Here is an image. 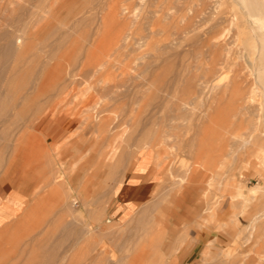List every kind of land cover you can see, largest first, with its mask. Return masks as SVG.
<instances>
[{
  "label": "rangeland",
  "instance_id": "rangeland-1",
  "mask_svg": "<svg viewBox=\"0 0 264 264\" xmlns=\"http://www.w3.org/2000/svg\"><path fill=\"white\" fill-rule=\"evenodd\" d=\"M54 1L0 0V35L30 46L0 74V179L28 188L0 264H264V0H123L129 29L108 17L122 0ZM229 82L243 111L213 99ZM134 158L155 166L136 209Z\"/></svg>",
  "mask_w": 264,
  "mask_h": 264
},
{
  "label": "bare ground",
  "instance_id": "bare-ground-1",
  "mask_svg": "<svg viewBox=\"0 0 264 264\" xmlns=\"http://www.w3.org/2000/svg\"><path fill=\"white\" fill-rule=\"evenodd\" d=\"M55 1H57V0H55ZM54 1V3H56ZM62 1V0H61ZM64 1V0H63ZM66 1V0H65ZM105 1V0H104ZM117 1H119L120 2V0H117ZM123 1V0H122ZM121 1V2H122ZM129 1V0H128ZM131 1V0H130ZM51 2V1H50ZM72 2V1H71ZM103 0L101 1V4H103V3H105V2H103ZM119 2H117L115 5H121V3H119ZM158 2V1H157ZM53 3V5L55 6V4ZM68 3H69V1H68ZM107 4L108 3H112V2H110V0H109V2H106ZM114 3H115V0H113V4H112V6L114 5ZM119 3V4H118ZM134 2H132V4H133ZM153 3H154V1H153ZM183 3H185V2H183ZM187 3V2H186ZM100 4V3H99ZM100 4V6H102ZM123 5H125L124 4V1H123ZM150 5V4H149ZM192 5V4H191ZM253 6L252 7H256V6H254V4H252ZM54 6H52V8L54 7ZM61 6H63L62 4L59 6V7H61ZM105 7V9H106V4L104 5ZM126 6H128V4L127 5H125V9H126V13H121L122 15L124 14V16H120V14L118 13V11H120L121 9V12L123 11V8L121 7V6H117L118 7V9L117 8H112L111 6V11H110V13L108 14V17L117 25H115L116 27H122L123 29H124V27L126 28V29H129V26H127L128 25V23H129V21H131L129 18L130 17H132L131 16V14H132V12H130L129 11V9H131V8H133V6H134V4L132 5V7H131V4L129 5L130 6V8L128 9V8H126ZM3 7V6H2ZM58 7V10L60 9ZM66 7H68V6H66ZM65 7V8H66ZM120 7H121V9H120ZM153 7V6H152ZM181 7V6H180ZM186 7V6H185ZM57 8V7H56ZM61 8H63V7H61ZM108 8H109V5H108ZM107 8V9H108ZM151 8V7H150ZM154 8V7H153ZM106 9V10H107ZM124 9V10H125ZM152 9V8H151ZM183 9V8H182ZM132 10V9H131ZM52 11V10H51ZM129 11V12H128ZM135 11V10H134ZM258 11V10H257ZM131 13V14H130ZM264 14V13H263ZM50 15H52V14H50ZM103 16V15H102ZM168 16V15H167ZM175 16V15H174ZM192 16V15H191ZM260 17V16H259ZM104 18H106V17H104ZM258 18V17H257ZM142 19H145V18H142ZM178 19V18H177ZM53 20V19H52ZM107 20V19H106ZM110 20V21H111ZM150 20H151V18H150ZM172 19H170V20H168L169 22L171 21ZM259 20H260V26L261 27H263L264 28V15H262V17L261 18H259ZM54 21V20H53ZM136 21V20H135ZM138 21V20H137ZM136 21V22H137ZM140 21V20H139ZM138 21V22H139ZM146 21V20H145ZM161 21V20H160ZM173 21V20H172ZM109 22V21H108ZM137 22V23H138ZM157 21L155 20V23H156ZM185 22H186V20H185ZM217 22V21H216ZM215 22V23H216ZM142 23H143V21H142ZM146 23V22H145ZM158 23V22H157ZM177 23V22H176ZM53 24V23H52ZM135 24V23H134ZM139 24H141V21H140V23ZM149 24V23H148ZM163 24V23H162ZM175 24V23H174ZM192 24V23H191ZM50 24H48V26H49ZM130 25V24H129ZM136 26L138 25V24H135ZM167 25V24H166ZM188 25V24H187ZM189 25H190V23H189ZM189 25H188V27H189ZM47 26V25H46ZM114 26V25H113ZM140 26V25H139ZM163 26H165V25H163ZM186 26V25H185ZM193 26V25H192ZM199 26V25H198ZM51 27V26H50ZM148 27V26H147ZM162 27V26H161ZM168 27H171V26H167V28ZM188 27H187V29H188ZM191 27V26H190ZM163 28V27H162ZM165 28H166V26H165ZM175 27H173V28H170V29H174ZM45 29H46V27H45ZM155 29V28H154ZM186 29V30H187ZM194 29V28H193ZM140 30H142V29H140ZM157 30V29H156ZM262 30V29H261ZM6 32H4V34H3V31H2V35H0L1 37H0V39L1 40H3V41H5V42H3V41H1V42H3L1 45H0V74H3L4 72H6V70H7V68H6V63L8 62V61H10V58L12 57H14L15 59H17L18 57H20V56H22V55H24L26 52H27V47H29L30 48V46L28 45L29 44V36H28V34L26 33V31L25 30H23V32L21 33V34H19L22 38H23V43L22 44H20V45H15L14 44V42H13V40H12V33H13V31L14 30H12V31H9V32H7V29L5 30ZM129 31V30H128ZM134 31V30H133ZM216 31V30H215ZM1 32V31H0ZM142 32H144V31H142ZM145 32H146V30H145ZM150 32H151V30H150ZM149 32V33H150ZM131 33V32H130ZM183 33V32H182ZM190 32H188V34H189ZM31 34V33H30ZM141 34V33H140ZM143 34V33H142ZM36 35V34H35ZM34 35V36H35ZM39 35V34H38ZM132 35V34H131ZM146 35H148V34H146ZM179 35H181L180 33H179ZM142 36H144V35H142ZM204 36V35H203ZM31 37H32V35H31ZM30 37V38H31ZM35 37H33L32 39H34ZM133 38V37H132ZM147 38H149V37H147ZM157 38V37H156ZM155 38V39H156ZM180 38V37H179ZM182 38V37H181ZM180 38V39H181ZM206 38V37H205ZM210 38V37H209ZM134 39V38H133ZM167 39V38H166ZM179 39V40H180ZM193 39V38H192ZM197 40V39H196ZM31 41L32 40H30V43H31ZM34 41V40H33ZM32 41V42H33ZM143 41V40H142ZM182 41V40H181ZM186 41V40H185ZM188 41V40H187ZM195 41V40H194ZM205 41V40H204ZM210 41V40H209ZM0 42V43H1ZM149 42V41H148ZM142 43V42H141ZM147 43V42H146ZM152 43V42H151ZM162 43V42H161ZM187 44H188V42H186ZM199 44H201L200 43V41L198 42ZM203 43V42H202ZM194 44V43H193ZM197 44V43H196ZM149 45V44H148ZM159 45V44H158ZM189 45V44H188ZM191 45H192V42H191ZM198 45V44H197ZM203 45V44H202ZM205 45V44H204ZM207 45H208V43H207ZM151 46V45H150ZM192 46H194L195 47V45H192ZM200 46V45H199ZM199 46H197V48H199ZM221 43L219 42V41H211L210 42V44H209V47H210V50H213V52H217V50H219L220 48H221ZM228 46V45H227ZM141 47V46H140ZM144 47H146L145 45H144ZM153 47V46H152ZM202 47V46H201ZM207 47V46H206ZM224 47V46H223ZM196 48V49H197ZM203 48V47H202ZM214 48V49H213ZM148 49V48H147ZM152 49V48H151ZM158 49H159V46H158ZM158 49H157V51H158ZM200 49V48H199ZM224 49H226V48H224ZM223 49V50H224ZM198 50V49H197ZM202 50V49H201ZM160 51V50H159ZM197 52H199V50L197 51ZM204 52H205V50H204ZM207 52V51H206ZM219 52V51H218ZM158 53V52H157ZM161 53H162V51H161ZM194 53V52H193ZM199 53H201V51L199 52ZM155 55H156V53H154ZM202 54V53H201ZM205 54V53H204ZM215 54V53H214ZM161 55L162 54H160V57H161ZM199 55V54H198ZM201 57H202V55H201ZM200 57V58H201ZM208 57V56H207ZM212 57V58H211ZM210 58L212 59V63H215V62H218V61H220V59L219 58H215V56H211ZM154 58V57H153ZM199 58V59H200ZM205 58V57H204ZM207 59H209V58H207ZM159 60V59H158ZM210 60V59H209ZM206 61V60H205ZM222 62V61H221ZM203 63H205V62H203ZM225 63V62H224ZM144 64V63H143ZM219 64L220 63H217V64H215L216 65V67H217V65L219 66ZM149 65V64H148ZM151 65V64H150ZM214 65V66H215ZM222 65V64H221ZM226 65V64H225ZM240 67V66H239ZM204 68V67H203ZM255 68V67H254ZM153 69V68H152ZM11 70L13 71L14 69H12L11 68ZM11 70H10V72H11ZM211 70V69H210ZM140 71V72H139ZM145 71H146V68H145V66L144 67H141L140 69H138V72H139V76H141V74H143V73H145ZM211 71H213V70H211ZM210 71V72H211ZM147 72L149 73L150 71L149 70H147ZM205 72V71H204ZM215 72V71H214ZM236 72V71H235ZM212 73V72H211ZM240 73V72H239ZM238 74V73H237ZM236 75V74H235ZM248 76V75H247ZM240 77V76H239ZM238 77V78H239ZM0 78H1V76H0ZM236 78H237V76H236ZM235 79V76H234V78H233V80ZM148 81V80H147ZM263 81V80H262ZM231 82V81H230ZM229 82V84H226V85H223V86H220V84H217V85H214L213 86V99H215V98H217L216 97V95L217 94H219V93H222L223 95H231V98H232V96H234V100L236 101V105L243 111V109L245 108V105H246V103H247V97H246V95H245V92L243 91L244 90V88H241V85H238L237 83H234V82H236L235 80H234V82H232V83H230ZM238 82V81H237ZM243 83V82H242ZM139 84H136V86H138ZM2 88V87H1ZM247 88V87H246ZM4 89V88H3ZM2 89V90H3ZM248 89V88H247ZM1 90V89H0ZM3 92V91H2ZM253 92V91H252ZM254 93V92H253ZM255 93H256V91H255ZM256 96V95H255ZM254 96V94H251V96H250V98H251V100L255 97ZM0 97H2V93H1V96ZM253 100H255V98L253 99ZM0 101H2V103L4 102L3 100H1L0 99ZM259 101V100H258ZM6 103V102H5ZM260 103V102H259ZM4 104V103H3ZM3 104H1V105H3ZM5 108H6V106H8V104L5 106V104L3 105ZM3 106H1V107H3ZM0 108L1 110L2 109H5V108ZM247 107V106H246ZM7 108H9V107H7ZM260 108V107H259ZM261 109V108H260ZM259 110V109H258ZM6 111V110H5ZM5 111L4 110H2V111H0V115H3V117H5L4 115H5ZM12 111V110H11ZM1 112H4V114L2 113L1 114ZM7 113V112H6ZM15 113V112H14ZM35 113V112H34ZM12 114H13V112H12ZM38 114H40V113H38ZM258 114H260V113H258ZM42 114H40V116H41ZM11 116V115H10ZM40 116H39V118H40ZM8 117V116H7ZM12 117V116H11ZM14 117V116H13ZM0 118H2L1 116H0ZM1 120H3V119H1ZM9 120V119H8ZM1 124H2V122H1ZM2 127V126H1ZM101 127V126H100ZM102 132V131H101ZM104 132H105V130H104ZM117 144V143H116ZM110 145V144H109ZM110 146H112V143H111V145ZM115 146V145H114ZM261 146H263V145H261ZM116 147L117 146H115V147H113L112 149H111V151L109 152V158L111 159L112 157H114V155L116 154ZM110 148L111 147H109V150H110ZM263 148V147H262ZM56 150V149H55ZM264 150V149H263ZM104 152V151H103ZM106 152V151H105ZM102 154V153H101ZM106 154H107V152H106ZM264 155V154H263ZM103 156V155H102ZM258 156V155H257ZM259 158H261L263 161H264V157H261V155L259 156ZM109 159V160H110ZM113 159V158H112ZM106 160V159H105ZM108 160V161H109ZM119 160V159H118ZM50 161V160H49ZM61 167V166H60ZM111 167V166H110ZM87 180V179H86ZM183 180V179H182ZM193 180V179H192ZM212 182V181H211ZM210 183V182H209ZM213 184V183H212ZM263 189V186H261V185H255V186H253L251 189H250V193H253V194H257L259 191H261ZM183 192V191H182ZM7 227H9L8 225H7ZM164 229V228H163ZM4 231V230H3ZM161 231V230H160ZM163 233V232H162ZM165 233V232H164ZM7 236V235H6ZM10 240V239H9ZM1 246V245H0ZM52 252V251H51ZM16 253H17V251H16ZM19 254V253H18ZM51 255V254H50ZM53 255H55L54 253H53ZM52 255V256H53ZM1 256V255H0ZM55 257V256H54ZM57 257V256H56ZM60 257V256H59ZM58 257V258H59ZM1 258H2V256H1ZM57 258V259H58ZM144 258V257H143ZM16 259V258H15ZM51 259H54L53 257L51 258ZM60 259H62V258H60ZM138 261L140 260V259H137ZM3 261V260H2ZM5 261H7V260H5ZM54 262V261H53ZM55 263H56V261H55Z\"/></svg>",
  "mask_w": 264,
  "mask_h": 264
},
{
  "label": "crops",
  "instance_id": "crops-1",
  "mask_svg": "<svg viewBox=\"0 0 264 264\" xmlns=\"http://www.w3.org/2000/svg\"><path fill=\"white\" fill-rule=\"evenodd\" d=\"M51 129L53 135L59 133L52 125ZM154 169L152 162L144 170L137 169L134 158L130 169L124 175L123 184L130 190L127 202L134 204L135 209L150 195L151 183L155 181ZM27 189V183L20 179L7 177L0 179V229L24 212L28 201ZM112 200L115 202V214L118 216L117 198L112 197Z\"/></svg>",
  "mask_w": 264,
  "mask_h": 264
}]
</instances>
